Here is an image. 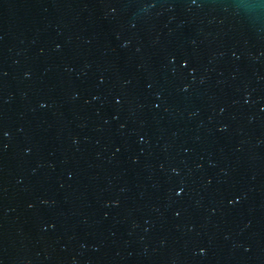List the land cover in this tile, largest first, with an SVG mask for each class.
<instances>
[{"label":"water","instance_id":"95a60500","mask_svg":"<svg viewBox=\"0 0 264 264\" xmlns=\"http://www.w3.org/2000/svg\"><path fill=\"white\" fill-rule=\"evenodd\" d=\"M0 264H264V0H0Z\"/></svg>","mask_w":264,"mask_h":264}]
</instances>
